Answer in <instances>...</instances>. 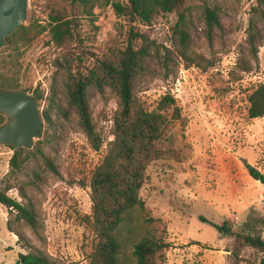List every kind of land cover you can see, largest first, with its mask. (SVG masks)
Returning <instances> with one entry per match:
<instances>
[{"label":"rangeland","instance_id":"374dc122","mask_svg":"<svg viewBox=\"0 0 264 264\" xmlns=\"http://www.w3.org/2000/svg\"><path fill=\"white\" fill-rule=\"evenodd\" d=\"M50 1L66 3L30 0L23 26L49 28ZM114 1L100 0L95 17L82 19L81 45L57 48L48 29L30 45L7 42L0 51V73L17 74L21 90L44 96L38 100L40 138L25 150L28 160L16 175L10 164L14 151L0 145V186L12 184L9 196L20 203L19 189L24 188L38 215L33 230L0 203V264H15L30 248L60 264H89L96 243L87 221L92 215L89 184L115 139L120 100L109 84L102 90L94 84L88 88L91 117L104 142L96 151L69 103L67 84L69 72L87 77L99 59H114L125 47L129 24L114 11ZM205 7L218 9L219 26L210 29ZM186 8L189 59L183 56L176 14L138 26L151 45L135 80L134 98L153 112L164 97L173 96L182 114L160 143L176 153L174 160L149 167L139 194L145 210L137 208L127 217L121 263L134 264V244L154 235L167 246L159 264H261L260 252L214 225L229 222L237 232L264 239V185L247 169L255 167L264 175V118L249 117V97L264 84V0H191ZM244 60L251 72L243 71ZM9 220L24 241L10 232Z\"/></svg>","mask_w":264,"mask_h":264},{"label":"trees","instance_id":"16d2710c","mask_svg":"<svg viewBox=\"0 0 264 264\" xmlns=\"http://www.w3.org/2000/svg\"><path fill=\"white\" fill-rule=\"evenodd\" d=\"M191 0H115L112 7L116 14L128 22L125 47L120 50L114 59H99L85 77L81 71L69 72L67 94L69 103L75 107L80 116L81 124L96 151H99L104 142L93 123L88 88L96 85L102 90L104 85L112 86L120 100V110L114 119V141L102 163L94 172L89 187L91 189L92 215L87 218L88 223L96 233V243L91 253L89 264H122L121 256L124 243L123 227L129 214L145 205L140 199V190L147 181V170L157 161L174 160L176 153L171 149H163L162 140L166 137L169 126L173 121L181 119V108L173 96L164 97L156 111L147 110L134 98L135 80L143 68L145 59L150 54V40L138 26H152L157 18L164 15L176 14V27L183 44V56L189 59V34L187 32V8ZM108 4L111 0H106ZM100 0H66L65 2L50 1L49 28L38 24L29 27L22 26L7 42L27 46L49 29L51 40L57 48L67 49L73 44H82L80 37L81 21L84 18H94L95 9ZM204 17L208 26H219L217 8L205 7ZM253 26H250V41L253 39ZM253 32V31H252ZM141 43V46H139ZM253 55L258 57L253 46ZM4 69V65L2 66ZM242 69L251 72L252 66L244 60ZM0 87L12 90H21L18 75L8 76L0 73ZM25 92H29L24 89ZM38 100L44 96L36 92ZM55 102V101H54ZM249 117L251 119L264 118V84L260 85L249 97ZM46 119L49 121V116ZM6 118L0 115V125ZM42 132V129H41ZM14 151L11 159L12 175H16L28 158L27 153ZM49 170L58 175L57 168L52 162H47ZM250 176L264 185V175L255 167H247ZM12 184L0 186V203L9 213H16L17 221H24L33 230L38 227V215L32 201L24 188L19 192L24 203L9 196L13 189ZM207 222L206 219H203ZM214 227L224 236L235 237L245 247L253 248L263 255L261 264H264V239L245 232H237L234 227L225 222ZM8 229L19 237L24 238L11 228ZM131 231H129V234ZM27 246V245H26ZM132 259L134 264H159L160 253L167 248L163 241L154 235L141 238L133 246ZM27 254H20L15 264H60L43 252L30 248Z\"/></svg>","mask_w":264,"mask_h":264},{"label":"water","instance_id":"95a60500","mask_svg":"<svg viewBox=\"0 0 264 264\" xmlns=\"http://www.w3.org/2000/svg\"><path fill=\"white\" fill-rule=\"evenodd\" d=\"M30 0H0V51L28 20ZM0 115L7 122L0 125V145L17 152L31 150L40 138L43 116L38 98L24 90L0 87Z\"/></svg>","mask_w":264,"mask_h":264}]
</instances>
